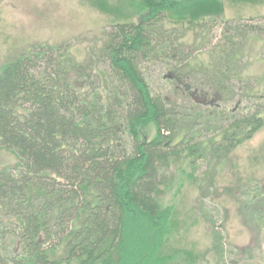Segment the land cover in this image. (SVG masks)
<instances>
[{
  "label": "trees",
  "instance_id": "trees-1",
  "mask_svg": "<svg viewBox=\"0 0 264 264\" xmlns=\"http://www.w3.org/2000/svg\"><path fill=\"white\" fill-rule=\"evenodd\" d=\"M84 1L113 26L99 51L78 60L45 43L0 66V148L17 158L0 170V264H228L214 224L208 251L178 242L192 221L184 192L214 185L264 130V96L208 113L148 77L186 59L171 26L222 19L223 0ZM251 159L264 161V143Z\"/></svg>",
  "mask_w": 264,
  "mask_h": 264
},
{
  "label": "rangeland",
  "instance_id": "rangeland-1",
  "mask_svg": "<svg viewBox=\"0 0 264 264\" xmlns=\"http://www.w3.org/2000/svg\"><path fill=\"white\" fill-rule=\"evenodd\" d=\"M120 1L113 0L117 5ZM246 1L223 0L222 19H206L193 28L172 25L186 59L171 76L161 66L149 69L152 86L168 91L170 99L215 114L250 104L248 95L264 96V5ZM111 25L84 0H0V66L45 43L68 45L83 60L104 46ZM217 53H223L220 65ZM216 65L230 68L227 77H221ZM262 143L264 130L216 166L214 185L208 183L207 190L187 186L184 202L192 221L180 245L208 251L214 224L229 251L228 264H264V200L251 203L259 191L264 196V161L251 159ZM16 163L12 153L0 148V170Z\"/></svg>",
  "mask_w": 264,
  "mask_h": 264
}]
</instances>
